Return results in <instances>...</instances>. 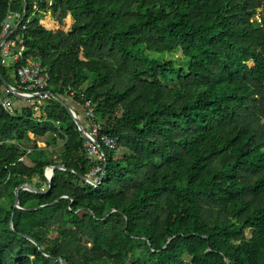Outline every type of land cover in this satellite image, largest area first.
<instances>
[{
	"label": "trees",
	"instance_id": "trees-1",
	"mask_svg": "<svg viewBox=\"0 0 264 264\" xmlns=\"http://www.w3.org/2000/svg\"><path fill=\"white\" fill-rule=\"evenodd\" d=\"M24 7L0 0V34ZM48 11L87 21L49 29ZM16 36L48 91L78 116L91 102L119 143L102 145V183L83 181L94 163L66 108L11 95L9 114L18 65L0 66V264H264V0H27Z\"/></svg>",
	"mask_w": 264,
	"mask_h": 264
},
{
	"label": "built area",
	"instance_id": "built-area-1",
	"mask_svg": "<svg viewBox=\"0 0 264 264\" xmlns=\"http://www.w3.org/2000/svg\"><path fill=\"white\" fill-rule=\"evenodd\" d=\"M22 18L23 15L20 13L9 11L2 22L0 34V66L16 67L18 65L15 71V75L19 81L17 88L28 99L51 97L47 93L49 92L50 72L40 62L32 58H25L26 46L23 37H13L14 33L24 22ZM72 94L73 91H71ZM11 95L13 94L8 89L4 90L1 106L9 114L14 115L16 113V101ZM83 107L85 109V116L89 121V126L86 127L89 131L86 134L88 138H84L86 140V152L88 158L94 163L87 177L90 180L89 184L97 187L101 176L104 174V166L107 160L105 154L98 149L95 141L97 140L108 149H115L118 147L119 138L111 137L102 132L101 125L96 122L95 107L91 102H86Z\"/></svg>",
	"mask_w": 264,
	"mask_h": 264
},
{
	"label": "water",
	"instance_id": "water-1",
	"mask_svg": "<svg viewBox=\"0 0 264 264\" xmlns=\"http://www.w3.org/2000/svg\"><path fill=\"white\" fill-rule=\"evenodd\" d=\"M24 1H25V7H24V13H23L22 21L25 19L26 14H27V0H24ZM2 82H3L4 88L8 89L13 94L14 97H16L18 99H21V100H28V97L23 95L22 91L20 89H18L17 87L11 85L9 82H7L4 79H2ZM47 93L51 97H53L54 99L58 100L66 108V110L68 111L70 116L75 121L79 131L82 133V136L85 139L88 138V136L86 134L89 131L86 129V126L83 124V122L81 121L79 116L76 114V112L72 109V107L67 102H65L63 99H61V98L57 97L56 95H54L52 92L49 91ZM95 144L97 145L98 149L103 154H105V151H104L102 145L97 140L95 141ZM107 167H108V164H107V161H106L105 166H104V174L101 176V179H100V182L98 183V185H100L102 183V181L104 180ZM56 169H65V167H64V165L59 164V165H55V166H48V167L45 168V176H46L48 184H49V189L46 190V191L38 190L31 184H22L18 188H16L15 195H14V205H13L14 208H18V209L21 208L20 207V191L21 190H29V191H32V192H37V193H41V194H47L50 191V189H51L52 181H53V177L55 175V170ZM81 179L83 181L87 182V183H90V180H89V178L87 176H81ZM10 222H11V227H13V225H12L13 224V219H11ZM28 239H30L32 242H34V240L32 238L28 237ZM60 263L61 264H65V262L62 259H60Z\"/></svg>",
	"mask_w": 264,
	"mask_h": 264
},
{
	"label": "rangeland",
	"instance_id": "rangeland-1",
	"mask_svg": "<svg viewBox=\"0 0 264 264\" xmlns=\"http://www.w3.org/2000/svg\"><path fill=\"white\" fill-rule=\"evenodd\" d=\"M40 17L43 24L49 29H60V30H69L75 29L77 32L80 29L79 27L83 25L87 18L84 15H75L72 12H58L56 14H51L48 12H41ZM177 61L182 60V57L178 54L174 56ZM17 104H15L16 106ZM14 205V197L11 201ZM247 244L252 251H258L261 244V234L257 231H248L247 234Z\"/></svg>",
	"mask_w": 264,
	"mask_h": 264
},
{
	"label": "crops",
	"instance_id": "crops-1",
	"mask_svg": "<svg viewBox=\"0 0 264 264\" xmlns=\"http://www.w3.org/2000/svg\"><path fill=\"white\" fill-rule=\"evenodd\" d=\"M2 91H3V93H4V88H3V87H2ZM38 98H39V97H38ZM21 103H23V102H21ZM21 103H19V105H20ZM17 104H18V103H17ZM79 118L81 119V121H83V118H85V115L79 116ZM30 138H33V134H30ZM38 144H39V146H40L41 148H46V147H47V144H46V142H44V141H42V142H38ZM51 148L53 149L54 146H52Z\"/></svg>",
	"mask_w": 264,
	"mask_h": 264
}]
</instances>
